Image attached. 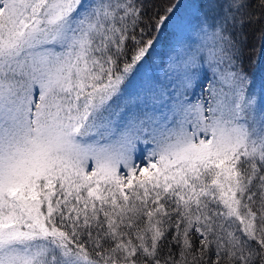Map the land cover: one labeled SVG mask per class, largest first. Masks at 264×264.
Here are the masks:
<instances>
[{"label":"snow or ice","instance_id":"6c2138e0","mask_svg":"<svg viewBox=\"0 0 264 264\" xmlns=\"http://www.w3.org/2000/svg\"><path fill=\"white\" fill-rule=\"evenodd\" d=\"M0 264H264V0H0Z\"/></svg>","mask_w":264,"mask_h":264}]
</instances>
